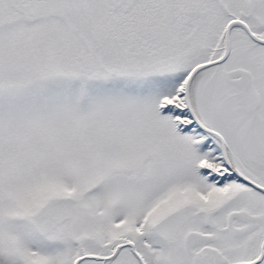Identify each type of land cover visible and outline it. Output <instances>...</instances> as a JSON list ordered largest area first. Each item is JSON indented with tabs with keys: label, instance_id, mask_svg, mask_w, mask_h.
Instances as JSON below:
<instances>
[{
	"label": "snow or ice",
	"instance_id": "1",
	"mask_svg": "<svg viewBox=\"0 0 264 264\" xmlns=\"http://www.w3.org/2000/svg\"><path fill=\"white\" fill-rule=\"evenodd\" d=\"M0 264H264V0H0Z\"/></svg>",
	"mask_w": 264,
	"mask_h": 264
}]
</instances>
